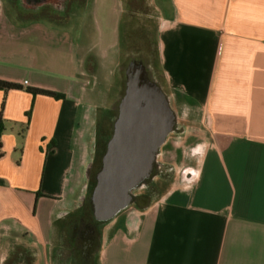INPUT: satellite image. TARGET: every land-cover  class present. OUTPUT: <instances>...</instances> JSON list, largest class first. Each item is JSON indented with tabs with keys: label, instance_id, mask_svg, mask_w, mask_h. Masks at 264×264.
<instances>
[{
	"label": "crops",
	"instance_id": "1",
	"mask_svg": "<svg viewBox=\"0 0 264 264\" xmlns=\"http://www.w3.org/2000/svg\"><path fill=\"white\" fill-rule=\"evenodd\" d=\"M150 4L159 83L178 120L200 113L206 148L186 173L179 139L167 138L159 160L182 183L106 224L98 264H264V0ZM21 18L3 20L0 9V80L28 83L0 90V243L24 239L45 255L56 213L85 187L97 106L82 56L50 70L32 50L35 32L55 27Z\"/></svg>",
	"mask_w": 264,
	"mask_h": 264
},
{
	"label": "rangeland",
	"instance_id": "2",
	"mask_svg": "<svg viewBox=\"0 0 264 264\" xmlns=\"http://www.w3.org/2000/svg\"><path fill=\"white\" fill-rule=\"evenodd\" d=\"M146 4L145 13L147 14L142 15L140 20V25H144L142 33H144V37L153 38L156 41L159 15L152 9L150 0H146ZM0 9L3 12V20L12 22L22 19L14 11L12 0H0ZM122 15L123 13L120 14L119 0H88L83 10L76 8L72 10L68 23L66 21L65 24L52 26L55 27L53 31L40 29V31L35 32L33 56L50 70L62 72L64 71V64L70 61L71 56L75 61L78 55L82 56L84 62L81 71L90 76L89 82L92 89L87 98H89L88 101L95 102L97 106L92 111L95 119L99 114L100 107L107 104L118 90L120 76L116 73L117 67L121 65L124 59H130L131 54L136 55V53H131L127 57H123L119 51V20ZM144 37L140 34L134 36V40L140 43L145 42L146 38ZM72 40L76 42L73 47L70 45ZM8 49L13 52L17 50V47L15 45ZM156 59L157 54L154 53L147 58L156 80L160 82ZM116 62L117 64H115ZM187 114L188 120L186 122L178 120L180 129L171 136L179 139L178 155L181 156V160L178 161L177 165L182 166L183 172L186 170V173L198 165V156L201 149L206 148L204 145L208 133L204 123H200V113L190 110L187 111ZM184 124L186 125L184 126ZM183 128L185 129L181 133ZM171 149L174 158L170 161L173 163L176 148L171 147ZM173 154L175 155L173 156ZM183 178L184 174L176 173L174 175L173 172L171 180L166 183L162 184L160 179H156L154 184L158 187L159 194L149 204L152 205L169 189L180 185ZM50 253L51 247L47 249L45 255L39 253L41 263L47 262Z\"/></svg>",
	"mask_w": 264,
	"mask_h": 264
},
{
	"label": "flooded vegetation",
	"instance_id": "3",
	"mask_svg": "<svg viewBox=\"0 0 264 264\" xmlns=\"http://www.w3.org/2000/svg\"><path fill=\"white\" fill-rule=\"evenodd\" d=\"M87 2L88 0H12L17 15L51 26L65 24L66 21L68 23L72 10H83ZM119 3L121 11L124 7L127 11L137 12L138 16L147 14L146 0H119ZM117 75L120 76L118 92L116 91L113 99L100 107L95 119L92 155L84 172L85 187L73 203L63 206L56 213L53 222L56 241L51 246L50 257L44 264H98L106 224L94 216L91 197L107 143L113 135L119 98L124 92V78L120 73ZM172 175L173 169L169 164L154 165L144 185L133 191L134 199L130 207L141 209L147 206L159 194L154 181L160 179L163 184L170 181ZM0 264L43 263L37 249L20 239L0 243Z\"/></svg>",
	"mask_w": 264,
	"mask_h": 264
},
{
	"label": "water",
	"instance_id": "4",
	"mask_svg": "<svg viewBox=\"0 0 264 264\" xmlns=\"http://www.w3.org/2000/svg\"><path fill=\"white\" fill-rule=\"evenodd\" d=\"M116 73L124 78V92L91 197L94 216L105 224L131 206L133 191L144 185L154 165L161 164V147L180 129L171 98L146 57L131 54Z\"/></svg>",
	"mask_w": 264,
	"mask_h": 264
},
{
	"label": "trees",
	"instance_id": "5",
	"mask_svg": "<svg viewBox=\"0 0 264 264\" xmlns=\"http://www.w3.org/2000/svg\"><path fill=\"white\" fill-rule=\"evenodd\" d=\"M152 7V6H151ZM153 9V7H152ZM154 10V9H153ZM123 15L121 16V24H120V35H119V51L121 52V56L127 57L131 53H136L143 55L144 57L148 58L150 55L152 56L153 53L157 54V42L150 38L144 37V25H140L141 16L137 15V12H134L132 10L127 11L125 8L123 10ZM137 24V26H135ZM146 38L144 40L145 42H139L134 40V36L140 35ZM143 34V35H142ZM128 60L124 59L121 63L124 64ZM22 86L9 83L5 81L0 80V90L7 92L9 90H20ZM31 93L37 94V95H43V96H50L55 97L56 95L52 92L39 90V89H31L29 90ZM5 130L3 121L1 119V113H0V137L3 134ZM1 157V153H0Z\"/></svg>",
	"mask_w": 264,
	"mask_h": 264
},
{
	"label": "built area",
	"instance_id": "6",
	"mask_svg": "<svg viewBox=\"0 0 264 264\" xmlns=\"http://www.w3.org/2000/svg\"><path fill=\"white\" fill-rule=\"evenodd\" d=\"M27 84H28L27 81H23L22 86L25 87L27 86Z\"/></svg>",
	"mask_w": 264,
	"mask_h": 264
}]
</instances>
